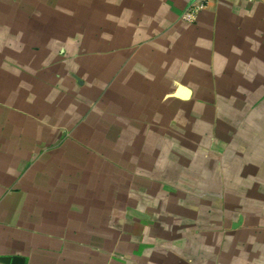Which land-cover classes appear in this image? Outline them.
Wrapping results in <instances>:
<instances>
[{"label": "crops", "instance_id": "obj_1", "mask_svg": "<svg viewBox=\"0 0 264 264\" xmlns=\"http://www.w3.org/2000/svg\"><path fill=\"white\" fill-rule=\"evenodd\" d=\"M203 1L0 0V264H264L259 206L158 167L167 112L258 52L264 0Z\"/></svg>", "mask_w": 264, "mask_h": 264}, {"label": "rangeland", "instance_id": "obj_2", "mask_svg": "<svg viewBox=\"0 0 264 264\" xmlns=\"http://www.w3.org/2000/svg\"><path fill=\"white\" fill-rule=\"evenodd\" d=\"M257 49V54H243L242 68L222 70L221 84L196 86L197 95L179 104L176 113H166L163 133L157 136L165 157L158 166L162 173L173 172L179 183L196 189L227 194L204 198L210 200L211 212L225 204L233 212L259 206L257 214L264 218V29ZM123 201L116 196L117 204ZM193 201L200 203L199 198Z\"/></svg>", "mask_w": 264, "mask_h": 264}, {"label": "built area", "instance_id": "obj_3", "mask_svg": "<svg viewBox=\"0 0 264 264\" xmlns=\"http://www.w3.org/2000/svg\"><path fill=\"white\" fill-rule=\"evenodd\" d=\"M248 1L253 2L256 0H248ZM205 7H206V3L203 0L195 1L184 12L183 14L184 20L188 22H193L197 18L199 12L203 10Z\"/></svg>", "mask_w": 264, "mask_h": 264}, {"label": "water", "instance_id": "obj_4", "mask_svg": "<svg viewBox=\"0 0 264 264\" xmlns=\"http://www.w3.org/2000/svg\"><path fill=\"white\" fill-rule=\"evenodd\" d=\"M194 1H199V0H194ZM178 97L183 98V99H188L191 96V90L189 88H183L179 93L177 94ZM7 259V260H6ZM4 261L5 262H13L14 264H18L20 260L17 258H6Z\"/></svg>", "mask_w": 264, "mask_h": 264}]
</instances>
